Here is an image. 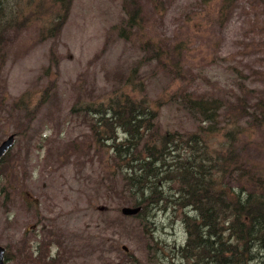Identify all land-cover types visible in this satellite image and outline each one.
I'll return each mask as SVG.
<instances>
[{"label":"rangeland","instance_id":"374dc122","mask_svg":"<svg viewBox=\"0 0 264 264\" xmlns=\"http://www.w3.org/2000/svg\"><path fill=\"white\" fill-rule=\"evenodd\" d=\"M141 1L146 36L188 45L184 80L173 79L170 69L154 61L143 63L146 94L167 97L181 85L225 98L221 124L227 128L240 97L247 108L241 122L253 128L250 138L242 137L244 154L264 166V119L258 122L264 113V0H236L222 23L219 0H168L163 12ZM33 3L27 23L6 31L0 49V141L15 132L10 149L18 151L20 163L11 185L0 191L4 264H124L127 253L141 264H191L178 251L187 237L181 210L152 206L143 216L123 214L98 154L75 147L87 140L89 116L72 111L73 104L103 98L115 74L128 71L142 54L137 38L118 35L125 17L121 0H72L59 34L47 38L41 32L53 17L51 0ZM51 48L59 67L46 73ZM21 95L27 111L13 107ZM25 112H33L29 125ZM158 112L163 129L194 130L200 123L175 100ZM22 124L24 131L17 133ZM223 138H209L210 147ZM172 188L166 185L168 193Z\"/></svg>","mask_w":264,"mask_h":264},{"label":"trees","instance_id":"16d2710c","mask_svg":"<svg viewBox=\"0 0 264 264\" xmlns=\"http://www.w3.org/2000/svg\"><path fill=\"white\" fill-rule=\"evenodd\" d=\"M9 1L0 0V49L9 30H18L27 23L29 11L36 6L35 0L18 4ZM166 1L149 0L155 12H163ZM235 1L219 0L221 23L229 17ZM71 2L51 0L53 17L43 26L42 38L59 34ZM121 3L125 17L118 35L129 40L137 38L142 54L128 71L115 74L103 98L73 104L72 111L82 109L89 116L87 140L75 143V147L88 154L93 149L98 154L109 178L106 186L119 197L121 205L140 206L131 215H146L152 206L172 205L181 210L187 237L178 251L191 264H264V166L244 154L242 137L250 138L248 131L253 130L241 122L247 108L243 109L238 97L227 128L221 124V116L228 102L220 96L195 94L178 85L167 97L160 94L151 99L141 72L143 63L154 61L170 69L173 79L184 80L188 45L179 38L169 43L146 36L142 1ZM49 62L46 73L47 69L59 67L53 48ZM47 93L43 98L49 97ZM168 99L175 100L200 121L196 129H163L158 122V109ZM28 105L21 95L13 107L27 111ZM25 113L29 125L33 112ZM263 115L261 111L258 122L263 121ZM252 120L260 125L256 117ZM206 121L208 124L203 125ZM23 131L24 124L17 133ZM218 134L224 136L220 146L210 147L209 138ZM17 152L11 153L9 148L0 157V191L15 179L20 165ZM168 184L175 189L172 193L166 189ZM47 231L51 233L52 228ZM38 252L39 256H46L41 249ZM126 255L129 259L124 264H141L132 254Z\"/></svg>","mask_w":264,"mask_h":264},{"label":"water","instance_id":"95a60500","mask_svg":"<svg viewBox=\"0 0 264 264\" xmlns=\"http://www.w3.org/2000/svg\"><path fill=\"white\" fill-rule=\"evenodd\" d=\"M14 138H15V133L11 132L0 141V157L12 146L14 142ZM120 209L123 214H135L140 209V206L139 205L131 206L125 204L122 205ZM123 248L127 249L125 245H123ZM4 252H5L4 246L0 245V264H4Z\"/></svg>","mask_w":264,"mask_h":264}]
</instances>
